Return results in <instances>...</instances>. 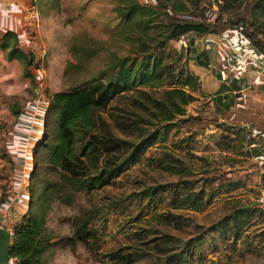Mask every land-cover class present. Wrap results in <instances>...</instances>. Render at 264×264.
Here are the masks:
<instances>
[{
    "label": "rangeland",
    "instance_id": "obj_1",
    "mask_svg": "<svg viewBox=\"0 0 264 264\" xmlns=\"http://www.w3.org/2000/svg\"><path fill=\"white\" fill-rule=\"evenodd\" d=\"M202 1V6L190 5L187 11L202 15L208 7L218 15L217 1ZM113 6V0H0V201L5 198L13 168L7 148L9 135L19 129L30 136L27 124L36 119L39 128L49 133L53 121L49 118L44 123L45 115H50L49 95L97 74L114 54L127 51ZM255 24L264 35V13ZM189 39L184 45L174 39L169 44L182 54L190 44L187 55L192 56L197 48ZM16 48L31 58L27 66L31 79L23 74L24 58L17 55ZM207 59L201 52L197 60L205 63ZM195 95L184 113L170 120L166 138H157L146 148L145 158L90 193L77 192L69 204L46 192L53 172L35 150L37 162L30 167L29 178L35 190L32 205L36 215L42 216L49 241H54L43 252V264H113L106 253L125 246L128 234L137 235L150 211L142 205L145 198L139 200L136 194L144 185L158 183L165 185L154 189L156 206L169 204L174 192L184 205L182 197L190 188L201 191L206 199L199 210L172 209L177 214L176 226L164 228L181 247L179 264H264V214L257 201L264 189V155H256L261 148L248 146L245 139L248 123L255 121L261 126L264 122V97L254 94L242 103L232 102V96L226 94V108L216 105L213 96H204L201 89ZM165 155L175 157L173 163L181 173H169L158 166L164 165L158 159ZM92 207L95 231L73 245L62 239L72 232L71 219L82 208ZM233 212L238 220H245L235 240ZM136 214L141 219H133ZM190 237L196 245L191 252L184 244ZM157 262L152 255L132 264Z\"/></svg>",
    "mask_w": 264,
    "mask_h": 264
},
{
    "label": "trees",
    "instance_id": "obj_2",
    "mask_svg": "<svg viewBox=\"0 0 264 264\" xmlns=\"http://www.w3.org/2000/svg\"><path fill=\"white\" fill-rule=\"evenodd\" d=\"M215 1L217 18H220L216 23L176 16V13L187 11L190 5L198 6L200 0H157L155 5L138 0H113L112 9L121 20L119 32H123L127 51L122 55L114 54L97 74L49 95L47 112L50 115L48 118L45 115L44 123L51 118L53 124L49 133L42 131L41 139L31 150L30 167L37 162L35 150H39L40 161L45 157L53 172V178L45 186L49 196L69 204L77 192L90 193L103 186L141 157L145 158L144 151L155 139L163 141L166 138L170 120L183 114L185 105L196 99L195 93L200 90L197 75L187 66L189 47H185L186 54H182L170 46L169 40L188 32L196 35L218 33L241 25L255 49L264 54V35L255 28V21L264 13V0ZM16 51L24 58L23 74L31 79L27 68L31 58L17 48ZM231 85L236 86L235 80ZM216 101L229 107L221 97ZM158 160L160 164L164 161V165H158L161 169L181 173V168L173 163L175 157L165 155ZM30 171L25 184L27 208L12 223L8 247L16 264H43V252L54 242L49 241L51 237L42 225V216L34 211L35 190L29 184ZM164 185H144L136 194L139 200L145 198L142 205L150 211L144 216V226H138L137 235L128 234L125 246L106 253L113 264H132L137 258L152 255L158 261L156 264H179L181 247L164 228L170 224L176 226L177 214L172 209L199 210L206 199L201 191L190 188L182 197L184 205L174 192L169 204L156 206L154 189ZM5 199L6 194L1 202ZM81 210L71 219V234L61 237L72 245L84 241L95 231L92 224L95 209ZM133 219L141 217L136 214ZM232 219L235 221L232 239L235 240L245 220H238L236 212L232 213ZM184 244L189 252L196 246L191 237Z\"/></svg>",
    "mask_w": 264,
    "mask_h": 264
},
{
    "label": "crops",
    "instance_id": "obj_3",
    "mask_svg": "<svg viewBox=\"0 0 264 264\" xmlns=\"http://www.w3.org/2000/svg\"><path fill=\"white\" fill-rule=\"evenodd\" d=\"M203 1L200 0V3L198 6H202ZM216 13V10H214ZM220 21V18H216L214 22ZM238 34L234 29L225 28L221 32L214 33V32H208L205 34L196 35L192 32L185 33L181 36H179L177 39H174L173 41H177L179 44L184 45L187 39H189L190 42H193V44H196V50L193 52L192 56H188L187 65L188 68L197 75L199 83H200V89L202 90V94L206 96L208 99L213 96L214 101L218 97H221L222 101L226 99L224 96L229 95L232 96V102H233V94L231 93V89L238 86V83L240 84H250L247 89H245V94L243 95V99L239 102L243 101L245 102L247 97H252L253 95H259L262 94L264 97V70L258 71L257 68L247 66L241 69L240 72L233 75L231 79H226L223 76L224 71L226 70L224 68L223 61V54L227 51H234V52H240L241 49V42L238 39ZM203 39H211L209 42V47L207 49L204 48ZM195 42V43H194ZM192 44V43H191ZM190 48V44H186L185 47ZM201 52L208 56V59L205 63L202 61H199L197 59L200 58ZM260 52V51H259ZM261 54H263L261 52ZM195 55V56H194ZM264 56V54H263ZM211 58V59H210ZM207 62H213L215 65V68H208ZM235 80V87L231 85V81ZM222 84L224 86H222ZM216 105H219L220 103L216 101ZM37 118V117H36ZM34 119V117H33ZM26 122L23 121L21 123L22 126ZM250 127L253 129V135L255 136V142L257 143L256 147L261 148L259 149L260 152H257L256 155H264V122L261 124V126L257 125L255 121L253 123H249ZM42 126V125H41ZM27 128H29V134L30 136L21 130H16L17 133H11L9 135V139L7 142V148L9 149L11 159L13 161V168L10 173L9 178V186L6 190V201L8 198L11 197V201L13 204V214L10 213L7 215V218L5 215L4 208V202L2 203L0 201V221L2 218L4 220H8L7 222H4L6 229L12 228V222L13 220L17 219L18 216L25 213L28 203V196L22 194L19 189V181L20 176L22 175V172L29 171L30 169V154L32 148L35 146V144L41 139L42 137V129L38 126V120L36 119L35 122L30 125L27 124ZM32 130V131H31ZM248 143V142H247ZM249 144V143H248ZM249 146V145H248ZM14 153V155H12ZM5 217V218H4ZM11 218V219H10ZM10 219V220H9ZM10 244V243H9ZM0 264H16L15 258L9 257L5 260H0Z\"/></svg>",
    "mask_w": 264,
    "mask_h": 264
},
{
    "label": "built area",
    "instance_id": "obj_4",
    "mask_svg": "<svg viewBox=\"0 0 264 264\" xmlns=\"http://www.w3.org/2000/svg\"><path fill=\"white\" fill-rule=\"evenodd\" d=\"M139 2L143 4H148V5H155L157 0H138ZM167 11L170 13V10L167 9ZM176 16L184 18V19H202L205 21H214L217 16L212 8L205 7L203 10V14L199 16H193L190 12L185 11V12H179L176 13ZM236 31L238 34V39L241 42V49L242 51L240 52H234V51H227L226 53L223 54V64L224 68L226 69L223 73L224 78L231 79L234 74L238 73L243 69L244 67L251 66L255 67L258 69V71H263L264 70V56L259 52L258 50L255 49L251 41L248 39V37L242 32V26L238 25L237 27L232 28ZM203 46L205 49L209 47V42L211 39H203ZM207 67L208 68H215V65L213 62H207ZM250 84H240L238 83V86L236 88L231 89V93L233 94V97L237 101H241L243 99V95L245 94V89L249 87ZM250 124L248 123L246 125V134L245 137L248 139V145L251 146H256L257 143L255 142V136L253 135V129L252 127L249 126ZM14 155V153H12ZM30 162H31V154H30ZM27 172H22V175L20 176V181H19V189L20 192L26 196H28L27 191L25 190V184H26V179H27ZM258 207L261 210V212L264 213V189L261 191L258 199ZM13 201H11V197L8 198L6 201H4V208L3 210L5 213V217L7 218V215L10 213L13 214ZM4 217V218H5ZM11 219V218H10ZM9 219V220H10ZM16 220V219H15ZM13 220V222L15 221ZM8 220H2L0 221V227H5L4 222H7ZM12 222V223H13ZM11 233L12 236V229H8Z\"/></svg>",
    "mask_w": 264,
    "mask_h": 264
},
{
    "label": "water",
    "instance_id": "obj_5",
    "mask_svg": "<svg viewBox=\"0 0 264 264\" xmlns=\"http://www.w3.org/2000/svg\"><path fill=\"white\" fill-rule=\"evenodd\" d=\"M11 241V233L5 227H0V260L9 257L8 247Z\"/></svg>",
    "mask_w": 264,
    "mask_h": 264
}]
</instances>
